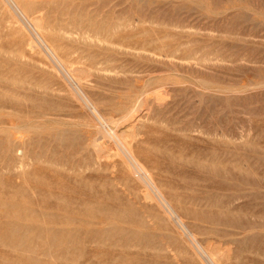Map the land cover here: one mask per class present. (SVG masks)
Here are the masks:
<instances>
[{"label": "rangeland", "instance_id": "1", "mask_svg": "<svg viewBox=\"0 0 264 264\" xmlns=\"http://www.w3.org/2000/svg\"><path fill=\"white\" fill-rule=\"evenodd\" d=\"M12 1L100 115L0 0V264H208L99 129L216 264H264V0Z\"/></svg>", "mask_w": 264, "mask_h": 264}, {"label": "bare ground", "instance_id": "2", "mask_svg": "<svg viewBox=\"0 0 264 264\" xmlns=\"http://www.w3.org/2000/svg\"><path fill=\"white\" fill-rule=\"evenodd\" d=\"M9 1L11 2L13 9H15L16 14L19 16V18L21 20H23V23L26 25V27L28 28V31L31 34L30 36L32 37V39H31V42L29 41L30 42V46H32V47H38L39 49H41L46 54L47 58L52 63V66L55 68V71L57 73H59L68 83H70V85H71V87H72V89L74 91L75 96H77L81 100V102L87 106L88 109L90 108V110L92 111V115L93 116L99 117L100 114L98 115V111L90 103V101L83 94V92L80 90L78 84L76 82H74L73 80H71L72 77H71V74H70L69 70H67L64 67L61 59L56 55V53L53 51V49L43 39V37L41 36V34L39 32L38 26L36 24L32 23L25 16V14L14 4V2L12 0H9ZM101 118H102V116H101ZM119 123H120V121H119ZM100 130L101 129H99V137H101L103 139L104 145H103V147L100 146V148H98L99 151L102 152V153H105V154L107 152H111V151L115 152L119 156V158L123 161V163L126 165V167L128 168V170L132 173V175L140 183H142V185L147 189V191L145 192V197L146 198H149V199H155V200H157L163 206V208L173 217V219L175 220V222H177L180 225L181 228H184L186 235L189 236L190 240H192V242L194 243L193 245H196L195 247L198 249L199 253L206 260V262L208 264H216L212 259H210V257H208L205 254L206 252L202 250V248H201L202 246L201 247L199 246V244L197 243L194 235L187 229V227L182 222V219L178 217L179 215L177 216V214L170 207V205L168 204V202L166 201V199L164 198V196L162 195V193L160 192V190L156 186L152 174L135 157V154L133 152L132 146L130 145L129 141H127L124 138V136L122 137L121 135H116L117 133L116 134L115 133H113V134L109 133V135H110L109 136V135H107L105 133L106 131H103V130L100 131ZM132 137H135V136H132ZM97 143H99V142H96V145H97ZM93 148H94V146H93Z\"/></svg>", "mask_w": 264, "mask_h": 264}]
</instances>
